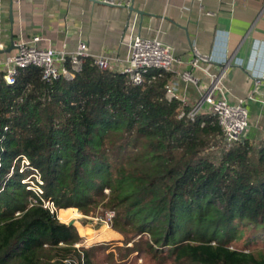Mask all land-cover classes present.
Returning a JSON list of instances; mask_svg holds the SVG:
<instances>
[{"label": "trees", "instance_id": "obj_1", "mask_svg": "<svg viewBox=\"0 0 264 264\" xmlns=\"http://www.w3.org/2000/svg\"><path fill=\"white\" fill-rule=\"evenodd\" d=\"M71 72L50 83L31 65L11 84L0 75V264H94L45 200L64 216L112 210L111 228L131 242L124 256L264 264V245H232L264 228V138L216 148L212 114L177 117L188 106L165 97L169 72L135 85L90 58Z\"/></svg>", "mask_w": 264, "mask_h": 264}, {"label": "crops", "instance_id": "obj_2", "mask_svg": "<svg viewBox=\"0 0 264 264\" xmlns=\"http://www.w3.org/2000/svg\"><path fill=\"white\" fill-rule=\"evenodd\" d=\"M110 1L0 0V58L15 52L14 43L37 36L39 48L71 53L82 43L91 57H116L115 70L132 37L154 35L182 61L172 66L168 83L186 97L189 106L198 94L180 80L179 73L189 71L205 80L187 63L191 48L225 55L230 61L222 79L225 98L230 103L245 99L247 127L242 139L264 138V83L252 91L253 76L264 70V0ZM202 66L216 70L213 65Z\"/></svg>", "mask_w": 264, "mask_h": 264}, {"label": "built area", "instance_id": "obj_3", "mask_svg": "<svg viewBox=\"0 0 264 264\" xmlns=\"http://www.w3.org/2000/svg\"><path fill=\"white\" fill-rule=\"evenodd\" d=\"M104 3L112 4L110 0H101ZM200 3L201 0H193ZM39 37L33 36L29 40L14 43L15 52L11 55L0 58V75L5 83L11 84L20 68L35 66L40 70V77L48 83L61 78H70L73 70L78 69L85 58H90L92 63L101 70L112 69V63L117 59L107 56L91 57L85 50V45L80 43L75 50L67 53L64 50H54L49 47L39 48L35 43ZM121 61V62H120ZM118 62L121 63L116 71L127 75L132 84H140L143 74L150 69L160 72H169L173 65L180 64L182 61L173 55L170 48L163 44L156 36L140 37L135 35L128 44V52ZM191 68L199 70L205 80L201 81L189 71L179 73L180 80L192 85L198 97L191 105H187V99L183 94L178 93L171 84L165 85V97L168 100L175 99L182 106L187 105V111L179 109L177 117L186 116L193 119L198 113H210L215 117L221 135L217 147L224 150L242 139V135L247 127V111L244 107L245 99H238L236 103L226 100L222 79L229 66L230 61L225 55L213 56L210 54L199 53L195 48H191V56L188 60ZM204 65H213L216 70L209 71ZM114 70V69H113ZM160 72L157 75H160ZM264 83V70L252 78L253 93ZM248 96L247 98H251ZM214 148V147H212ZM30 187V186H29ZM38 196L41 191L37 187H30ZM42 206L49 212H55L53 203L49 200L42 201ZM106 224L110 222L113 211L105 213ZM109 224V223H108ZM78 245L76 244L75 247Z\"/></svg>", "mask_w": 264, "mask_h": 264}, {"label": "rangeland", "instance_id": "obj_4", "mask_svg": "<svg viewBox=\"0 0 264 264\" xmlns=\"http://www.w3.org/2000/svg\"><path fill=\"white\" fill-rule=\"evenodd\" d=\"M35 179H37V177ZM29 185L31 186L33 184ZM58 210L59 209H56L57 219L63 223L72 221V226H74L77 234L81 238V240L76 243L78 245L77 247H91V258L94 264H173L169 259H163L158 262V259L151 258L149 254L137 253L136 251L129 252L124 256L125 248L123 247H130L131 242L124 246L121 241V235L111 228L110 222H108L109 224L104 222L106 221L104 213L108 210L102 212L101 208L98 207L94 213L90 212L87 215L82 214L78 210H70L68 216H64L65 214L60 212L58 213ZM100 212H102V214ZM259 230L260 229L256 231L252 229L243 230L239 234L240 237L236 239L232 245L245 249L263 248L262 245H264V243L259 240V237H263L264 228H262L261 231ZM112 232L117 235H112ZM257 232L258 234H253ZM251 237L256 238V243L249 240ZM136 238L137 237H135L134 240H136ZM122 256L123 258H121Z\"/></svg>", "mask_w": 264, "mask_h": 264}, {"label": "water", "instance_id": "obj_5", "mask_svg": "<svg viewBox=\"0 0 264 264\" xmlns=\"http://www.w3.org/2000/svg\"><path fill=\"white\" fill-rule=\"evenodd\" d=\"M127 8H128L129 11H133V12L139 14V11L136 10V9H134L132 6H128ZM66 225H67V226L72 225V221H69L68 223H66Z\"/></svg>", "mask_w": 264, "mask_h": 264}]
</instances>
